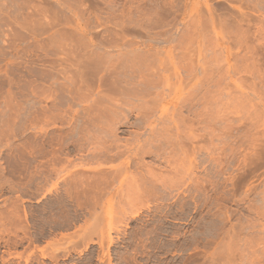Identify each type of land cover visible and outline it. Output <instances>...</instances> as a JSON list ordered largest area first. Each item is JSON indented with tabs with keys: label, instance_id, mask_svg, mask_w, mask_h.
Wrapping results in <instances>:
<instances>
[{
	"label": "rangeland",
	"instance_id": "rangeland-1",
	"mask_svg": "<svg viewBox=\"0 0 264 264\" xmlns=\"http://www.w3.org/2000/svg\"><path fill=\"white\" fill-rule=\"evenodd\" d=\"M156 5L164 9L156 7L164 12H159L161 17L154 13ZM207 7L217 19L210 28L212 24H206ZM234 11L225 0H0V264H264V112L260 111V107L264 111V40L258 33L252 34L263 23L257 26L254 19L256 26L251 30H246L245 24L240 25L242 29L236 28L238 24L235 28L221 24L223 21L216 25ZM145 14L154 18L150 21ZM196 19L197 28L205 29L199 36L194 33ZM235 32L242 34L247 46L237 49L230 44L233 35H238ZM155 48L164 63L157 64L162 66L160 72L155 66L157 59L152 60L158 52ZM226 48L235 56L242 51L235 59L229 53L227 59ZM132 49L138 53L150 49L156 69L149 66L142 67L145 72L138 68L133 72L127 67L128 72L121 67L132 75L127 84L161 74L155 78L159 80L157 87L143 100L132 97L135 92L128 93L134 87L138 90V83L128 84L131 88L122 91L127 86L122 81L128 75L121 73L120 66L137 52ZM251 50L256 65L245 57ZM119 56L121 65L114 69L118 70L115 76L123 75L121 81L112 74L114 70L111 72ZM241 57L253 69L239 72L240 76L236 71L240 64H235L236 69L232 65L236 60L241 62ZM229 69L231 74H225ZM149 70L151 76L147 75ZM204 73L208 75L204 77ZM163 76L165 79H160ZM135 77L137 81L131 80ZM107 78H115L120 87L111 85L116 82L108 86ZM215 78L223 84L219 88L215 82L211 84ZM241 79L247 80L248 87ZM240 80L245 88L239 86ZM252 85L254 89L248 90ZM159 97L165 100L159 103ZM151 99L161 107L153 106V113L144 122L148 123L146 128L144 123L138 124V110L146 101L152 104ZM240 101L249 102L247 108L242 107L244 112L240 111ZM253 110L259 115L262 112L261 120ZM250 112L260 121L256 128ZM187 122L195 127L194 133ZM156 130L161 131L159 135ZM196 133L198 136L193 135ZM164 134L172 135L165 139ZM111 144L116 148L124 144V156L117 148L118 155H112H122L120 159L110 157L115 152L113 147L107 148ZM139 145L144 146L145 153L141 151L135 158L130 152ZM127 157L131 162L128 169L120 164ZM115 170L120 173L118 180L110 178Z\"/></svg>",
	"mask_w": 264,
	"mask_h": 264
},
{
	"label": "bare ground",
	"instance_id": "bare-ground-1",
	"mask_svg": "<svg viewBox=\"0 0 264 264\" xmlns=\"http://www.w3.org/2000/svg\"><path fill=\"white\" fill-rule=\"evenodd\" d=\"M204 1H205V0H204ZM215 1H216V0H215ZM222 1H223V0H222ZM225 1H227V3L230 5V9H234L235 11H234L233 13H228L227 18H224L223 20H222V19H219V21L217 22V24H216V22H215V24L218 25V23L220 24V22L223 21V23H221V24H224V25H225V23H226V24H228V25H231V26H230L231 28H235V27L237 26L236 24H238V26L236 27L237 29H239V28L242 29V27H241L240 25H241V24H242V25L245 24V25L247 26V27L245 26V28H247L246 30L249 29L248 27H251V28L249 29V30H251L252 28H255V27H252V26H256V25H255L256 23H257V26H259L260 23H263L262 26L260 25L258 28L256 27V29H255L254 31L252 30V34H256V35H257V33H258L259 36L261 37V39L264 40V30H263V28H264V0H225ZM234 2H236V4H235ZM206 3H207V2H206ZM233 3H234V4H233ZM204 4H205V2H204ZM157 5H159V3H158ZM157 5L155 6V10H156V11H155L154 9H153V10H154V13L156 12V13L159 15V16H158L157 14H155L157 17H161V14H160V13L163 14L164 12H160V10H159V9H156V7H157V8H162L163 6H162V4H161L162 7H161V6L159 7V6H157ZM205 5H206V4H205ZM205 5H204V6H205ZM226 5H227V4H226ZM243 5H244V6H243ZM205 7H206V6H205ZM208 7H209V5H208ZM208 7H207V9H205L206 12H208V13H207V16H206V17H208V18L206 19V21H207L206 24H207V23H208V24H212V23H214L213 21H215V20H217V19H214L213 12H211V10H209L210 8L208 9ZM228 7H229V6H228ZM231 7H232V8H231ZM244 7L247 8V9H245ZM163 8H164V7H163ZM163 8H162V10L164 11ZM201 8H202V7H201ZM220 8H221V7H220ZM153 10H150V11H149L150 13L147 11V12L150 14V17H151V12H152V14H153ZM157 10H159V11H157ZM207 10H208V11H207ZM222 10H223V9H222ZM224 10H225V9H224ZM244 10H246V11H244ZM220 11H221V10H220ZM236 11H237V12H236ZM147 12H145V13H147ZM159 12H160V13H159ZM230 12H231V11H230ZM235 12H236V13H235ZM215 13H216V12H214V14H215ZM221 13H224V14H222V15H225V14H226L225 11H224V12H221ZM221 13H219V14H221ZM143 14H144V13H143ZM143 14H140V15H143ZM216 14H217V13H216ZM146 15H147V18H149L148 14H145V16H146ZM153 16H154V15H152V18H154ZM199 16H200V15H199ZM199 16H198V18H199ZM202 16H203V15L201 14V17H202ZM193 17H194V16H193ZM206 17H203V18L205 19ZM152 18H151V19H152ZM189 18H190V17H189ZM203 18H202L201 21L205 24V22L203 21V20H204ZM258 18H259V19L261 18V21H262V22H261ZM144 19H146V17H145ZM149 19H150V18H149ZM151 19H150V21H151ZM192 19H193V18H192ZM254 19H255V20L257 19L258 22L255 23ZM147 20H148V19H147ZM194 20H195V19H194ZM194 20H193V21H194ZM198 20H199V19H198ZM138 21H139V20H138ZM138 21H137V24H138ZM150 21H149V24H150ZM208 21H210V23H209ZM140 22L142 23V20H140L139 23H140ZM196 22H197V19H196ZM224 22H225V23H224ZM259 22H260V23H259ZM146 23H147V22H146ZM146 23H144V24H146ZM193 23H195V22H193ZM144 24H143V25H144ZM147 24H148V23H147ZM149 24H148V25H149ZM195 24H196V23H195ZM195 24H193V25H195ZM200 24H201V23H200ZM206 24H205V25L201 24V26L203 25L202 27H204V26H206ZM258 24H259V25H258ZM138 25H139V24H138ZM141 25H142V24H141ZM143 25H142V26H143ZM148 25H146V26H148ZM213 25H214V24L210 25L208 28H210V27H214ZM228 25H227V26H228ZM235 25H236V26H235ZM207 26H208V25H207ZM218 26H220V25H218ZM222 26H223V25H222ZM234 26H235V27H234ZM239 26H240V27H239ZM195 27H196V28H195V30H194V31H195L194 33H195L196 36L201 35V31L204 32V30H205L204 28H203L204 30H203L202 28H201V29H200V28H197V27H198V22H197V25H195ZM238 27H239V28H238ZM141 28H142V27H141ZM143 28H144V27H143ZM145 28H146V27H145ZM145 28H144V29H145ZM206 28H207V27H206ZM220 28H222V27H220ZM137 29H138V28H137ZM190 29H191V28H190ZM211 29L214 30V28H211ZM237 29H236V30L233 29V30H234V31H237ZM146 30H147V29H146ZM221 30H222V29H221ZM224 30H225V29H224ZM233 30H232V31H233ZM139 31H140V30H139ZM148 31H149V30H148ZM164 31H165V30H164ZM187 31H188V30H187ZM207 31H208V30H207ZM183 32H185V31H183ZM192 32H193V31H192ZM192 32H191V34H193ZM209 32H210V31H209ZM221 32H222V31H221ZM238 32H239V33H242L241 31H238ZM245 32H246V31H245ZM247 32H249V31H247ZM247 32H246V33H247ZM157 33H159V32H157ZM157 33H156V37H158V36H157V35H158ZM160 33H161V32H160ZM160 33H159V35H160ZM167 33H168V32H167ZM167 33H166V31H165V34H166V35L164 34V32H163V35L167 36ZM172 33H173V32H172ZM187 33H188V32H187ZM199 33H200V34H199ZM222 33H223V32H222ZM227 33H229V31H228ZM236 33H237V32H235L234 34H236ZM147 34H149V33H147ZM178 34H179V33H178ZM191 34L189 33V35H191ZM216 34H217V33H216ZM237 34H238V33H237ZM249 34H251V33H249ZM260 34H261V35H260ZM181 35H182V32H181ZM186 35H187V34H184V36H186ZM231 35H232V33H231ZM239 35H240V36H239ZM241 35H242V34H238L237 36H236V35H233V37H234V39H232L233 42H232V41L230 42V44H234L233 46L237 47V49H240L241 47H243V45H245V44L247 43L244 39H242ZM245 35H246V34H245ZM247 35H248V33H247ZM161 36H162V33H161ZM202 36H203V35H202ZM212 36H213V35H211V37H212ZM215 36H216V35H215ZM224 36H225V33H224ZM259 36L257 37V41H259V40H258V39H259ZM150 37H151V36H150ZM152 37H153V36H152ZM156 37H154V39H155ZM168 37H169V36H168ZM168 37H167V39L170 40V38H168ZM158 38H159V37H158ZM186 38H187V36H186ZM186 38H185V39H186ZM189 38H192V39H193V36H192V37L189 36ZM189 38H188V39H189ZM196 38H197V37H196ZM231 38H232V36H231ZM252 38H253V37H252ZM255 38H256V37H255ZM167 39L165 38V42H166V41L168 42ZM172 39H174V38L172 37ZM176 39H178V37H177ZM179 39L181 40L182 38H179ZM185 39L183 38V40H185ZM188 39L185 40V41H188ZM216 39H217V38H216ZM156 40H157V39H156ZM180 40H179V41H180ZM183 40H181V41H183ZM220 40H221V39H220ZM176 41H177V40H176ZM179 41H178L177 43H179ZM181 41H180V42H181ZM223 41H224V40H223ZM151 42H152V41H151ZM169 42H170V41H169ZM174 42H175V41H173V44H174ZM194 42H195V41H194ZM261 42H262V46H263L264 42H263V41H261ZM126 43H127V42H126ZM135 43H136V42H134V43L132 42V44H135ZM143 43H144V42H143ZM181 43H182V42H181ZM225 43H226V42H225ZM225 43H224V44H225ZM123 44H124V43H123ZM123 44H122V45H123ZM130 44H131V43H130ZM132 44H131V45H132ZM137 44H139V43L137 42ZM144 44H146V43H144ZM147 44H149V43H147ZM147 44H146V45H147ZM154 44H155V43H154ZM156 44H157V43H156ZM168 44H169V43H168ZM124 45H125V44H124ZM131 45H129V43H128V44H126L125 46L129 47V46H131ZM135 45H136V44H135ZM135 45H132V46L134 47ZM146 45L143 46V47H144V48L147 47ZM149 45H150V44H149ZM175 45H176V44H175ZM179 45L181 46L182 44H179ZM186 45H187V43H186ZM222 45H223V44H222ZM125 46H124V47H125ZM137 46H138V45H137ZM154 46H155V45H154ZM154 46H153V47H154ZM156 46H158V45H156ZM167 46H168V45H167ZM169 46H170V45H169ZM176 46H177V45H176ZM224 46H225V45H224ZM226 46H227V45H226ZM226 46H225V47H226ZM233 46H231V48H232ZM246 46H247V44H246ZM127 47H125V48L127 49ZM248 47L251 48L249 45H248ZM130 48H131V47H130ZM135 48H137V47H134V49H135ZM138 48H139V47H138ZM149 48H150V47H149ZM157 48H158V47H157ZM166 48H167V47H166ZM227 48H228V47H227ZM227 48H226L225 51H226V58L228 59V58H229V53H230V51H229ZM231 48H229V49H231ZM150 49H151V48H150ZM150 49H149V50H150ZM152 49H153V48H152ZM155 49H156V48H155ZM180 49H181V48H180ZM180 49H179V50H180ZM182 49H183V48H182ZM224 49H225V48H223V50H224ZM242 49H244V48H242ZM251 49H252V48H251ZM254 49H255V48H254ZM124 50H125V49H124ZM127 50H128V49H127ZM132 50H133V49H132ZM146 50H147V52L149 51L148 49H146ZM146 50H144V52H139V53H138L137 50H136L137 52H136L135 50H133V51H135L137 54H136V53H133V54H136V55H134V56H132L133 54H131V56H130V54H128L130 57H132V58H129V60H127V59H128V56H127V58L125 57V56L127 55V54H126L127 51H126V53H125L126 55H125L124 57L126 58V60H127L129 63L125 60L127 63L124 62V65H121V64H120V63H121L120 61H122L121 57H122L123 54H124V53L122 52L123 54L121 53V55H120L121 57L119 56L121 60L118 59V60H117L118 62L116 61V64L114 63L115 61H112V62L114 63L113 69H112V71H111V72H113V70H114V72H113L112 74H114V76H115V73L118 74V73H117L118 70H119L118 65H121V66H120V69H121V70H122L121 67H123V69H124V66H125L126 68L129 67L130 69L133 68V70H132L133 72H135V71H134L135 68L142 69V67H145V68L149 69V66H151L152 68H155V66H156V67L158 66V65H157L158 62H159V64L162 62V65H164V63H163L161 57H159V56H160V55H159L160 53H159V51H158L157 49H156L155 51H158V52H157V54H156V57H155V55H154V58H153V59L151 58V56H152L153 54H150L151 52H150V53H149V52H148V53L145 52ZM175 50H176V49H175ZM216 50H217V49H216ZM219 50H220V49H219ZM231 50L233 51L234 48L231 49ZM235 50H236V49H235ZM244 50H247V49H244ZM139 51H143V49H141V50H139ZM153 51H154V50H153ZM153 51H152V52H153ZM162 51H163V50H162ZM232 51H231V52H232ZM237 51H238V50H236L235 52H237ZM241 51H242V50H241ZM241 51L239 50V51H238V54H239V52H241ZM252 51H253V50H251L250 53H249L250 56H249V55L246 56V55H247L246 53H248L247 51H246V53H245L246 55L242 53V56L245 55V57H248V58H247L248 61H247V60H243L244 57H243V58L241 57V59H242L244 62H243L242 60L239 59L242 63H241V62H237V60H236V62H235L234 64L232 63V64L235 66V67H234V66L232 65V67L235 68V69H236V65H237V63L240 64V66L238 67V69H236V71H237L238 73L241 72V71H242V72L249 71V69H250L251 67H252L251 69H253V66L251 65V64H252L251 62L253 61V65L255 64V63H254V60H255V62H256V59H254V57H255L256 55H255ZM128 52H130V51H128ZM160 52H161V50H160ZM214 52H215V51H214ZM214 52H213V54H214ZM217 52H218V51H217ZM220 52H221V51H220ZM130 53H131V52H130ZM141 53H144L145 55H144V54L142 55ZM158 53H159V54H158ZM163 53H164V52H163ZM222 53H224V52H222ZM232 53H233V52H232ZM232 53H230V54L232 55ZM262 53H263V52H262ZM146 54H147V55L150 54V55L148 56V57H150V59H148V57H147ZM154 54H155V53H154ZM184 54H185V53H184ZM220 54H221V53H220ZM236 54H237V53H236ZM238 54H237V56H238ZM157 55H158V56H157ZM191 55H192V54H191ZM215 55L217 56V54H215ZM224 55H225V53H224ZM233 55H234V56H232V57L235 59L237 56H235L234 53H233ZM254 55H255V56H254ZM180 56H181V55H180ZM185 56H186V55H185ZM185 56H184V57H185ZM213 56H214V55H213ZM222 56H223V55H222ZM239 56H240V54H239ZM175 57H176V56H175ZM177 57H178V56H177ZM177 57H176V58H177ZM189 57H190V54H189ZM189 57H188V59H189ZM218 57H219V55H218ZM224 57H225V56H224ZM224 57H223V58H224ZM155 58H156L157 60H156ZM167 58H168V57H167ZM167 58H166V59H167ZM179 58H180V57H178L177 59L179 60ZM226 58H225V61L227 60ZM151 59H152V60L155 59V60L157 61V63L154 62V61H152ZM164 59H165V58H164ZM181 59L183 60V58H181ZM194 59H195V58H194ZM219 59H220V58H219ZM234 59H233V60H234ZM244 59H245V58H244ZM251 59H252V60H251ZM257 59H258V58H257ZM113 60H115V59H113ZM123 60H124V58H123ZM147 60H148V61H147ZM150 60H151V61H150ZM167 60H168V59H167ZM223 60H224V59H223ZM230 60H231V59H230ZM230 60H229V61H230ZM239 60H238V61H239ZM249 60H250L251 62H250ZM146 61H147L149 64H148V63H145ZM149 61H150V62H153V63L150 64ZM165 61H166V60H165ZM184 61H186V60L184 59L183 62H184ZM190 61H191V60H190ZM234 61H235V60H234ZM245 61L251 63V64H250L251 66H249V65L247 64V62H245ZM258 61H259V60H258ZM119 62H120V63H119ZM177 62H178V61H177ZM180 62H181V61H180ZM211 62H212V59H211ZM223 62H224V61H223ZM227 62H228V60H227ZM118 63H119V64H118ZM155 63H156V65H155ZM167 63H169V62H167ZM187 63H189V62H187ZM191 63H193V62H191ZM191 63H190V64H191ZM209 63H210V62H209ZM117 64H118V65H117ZM122 64H123V63H122ZM125 64H126V65H125ZM169 64H170V63H169ZM169 64H168V65H169ZM178 64H180V63H178ZM213 64H214V63H213ZM230 64H231V63L229 62V66H231ZM235 64H236V65H235ZM116 65H117V67H115ZM154 65H155V66H154ZM180 65H181V64H180ZM185 65H186V64H185ZM188 65H189V64H188ZM188 65H187V66H188ZM191 65H192V64H191ZM209 65H210V64H209ZM211 65H212V64H211ZM255 65H256V64H255ZM165 66H166V65H165ZM177 66H178V65H177ZM183 66H184V64H183ZM205 66H206V65H205ZM215 66H216V65H215ZM114 67H115V69L118 68V70H115ZM151 67H150V69L152 70ZM159 67H160V69H162V68H161L162 66L159 65V66H158V69H157V70H159L158 72L161 71V70L159 69ZM188 67H189V66H188ZM188 67H186V68L188 69ZM191 67H194V66H191ZM206 67H207V66H206ZM212 67H213V66H212ZM111 68H112V63H111ZM126 68H125V69H126ZM179 68H180V67H179ZM227 68H228V65H227V67H226L225 69H227ZM125 69H124V70H125ZM130 69L127 68L128 72H130ZM138 69H136V71L140 72ZM143 69H144V68H143ZM143 69H142V70H143ZM155 69H156V68H155ZM163 69H164V68H163ZM168 69H169V68H168ZM194 69H195V68H194ZM188 70H189V69H188ZM188 70H186V71H188ZM205 70H206V69H205ZM207 70H208L207 72H209V69H207ZM212 70H213V69H212ZM214 70H215V69H214ZM257 70H258V69H257ZM116 71H117V72H116ZM122 71H123V70H122ZM132 71H131V73H132ZM143 71H144V70H143ZM145 71H146V70H145ZM145 71H144V72H145ZM149 71H150V70H149ZM149 71H147V72H149ZM162 71H164V70H162ZM224 71H225V70H224ZM253 71H254V70H253ZM138 72H137V73H138ZM144 72H143V73H144ZM147 72H146V73H147ZM153 72H154V71H153ZM194 72H196V70H195ZM203 72H204V71H203ZM203 72H202V73H203ZM210 72H211V70H210ZM214 72H215V71H214ZM216 72H217V71H216ZM228 72H230V69H229V71H227V73H225V72H224V73L230 75L231 72H230V73H228ZM232 72H233V71H232ZM119 73H120V72H119ZM121 73L124 75L126 72L124 73V71H123V72H121ZM131 73H129V74L131 75ZM146 73H144V74H146ZM212 73H213V72H212ZM221 73H222V72H221ZM221 73H220V75H222ZM233 73H234V74H233L234 76H235V75L239 76V75L241 74V73H239V75H238V74H235V72H233ZM256 73H257V71H256ZM260 73H261V72H260ZM132 74H133V73H132ZM135 74H136V73H135ZM140 74H142V72H141ZM150 74H153V73L150 71V73L147 74V75L149 76ZM157 74H158V75H157ZM157 74H156V70H155L154 75H157L156 77L158 78V76L161 75V74H160V73H157ZM194 74H195V73H194ZM194 74L192 73V75H194ZM206 74H207V73H206ZM206 74L204 73V77L208 75V74H207V75H206ZM209 74L211 75V73H209ZM213 74H214V73H213ZM213 74H212V75H213ZM218 74H219V73H218ZM250 74H251V73H250ZM123 75H122V77H123ZM126 75H128V74L126 73ZM142 75H143V74H142ZM154 75H152V77H153ZM170 75H171V73H170ZM176 75H177V74H176ZM195 75H196V74H195ZM195 75H194V76H195ZM212 75H211L210 77H212ZM220 75H219V76L217 75V76L220 77ZM229 75H227V77L230 78L231 76H229ZM109 76H110V75H109ZM124 76H125V75H124ZM131 76H132V75H131ZM131 76H129V75H128V77L125 76V78H127V79L124 78L125 80L122 81V82L126 83V81H127V80L129 79V77H131ZM150 76H151V75H150ZM183 76H184V75H183ZM222 76H224V74H223ZM222 76H221V77H222ZM234 76L231 78L232 80L234 79ZM240 76H241V75H240ZM240 76H239V77H240ZM248 76H249V75H248ZM110 77H111V76H110ZM116 77L118 78L119 76L116 75L115 78H116ZM120 77H121V76H120ZM120 77H119V78H120ZM122 77L120 78V80L118 79L117 81H121V80L123 79ZM133 77H134V76H133ZM138 77H140L139 73H138L137 78H138ZM154 77H155V76H154ZM156 77H155V78H156ZM159 77H160V76H159ZM165 77H166V76H165ZM213 77H215V76H213ZM221 77H220V79H221ZM224 77H226V76H224ZM239 77H238V79H240ZM242 77L245 78L243 75H242ZM242 77H241V78H242ZM115 78H113V79H115ZM117 78H116V79H117ZM135 78H136V77H135ZM137 78H136V80L133 79V78H132L131 80L137 81ZM140 78H141V77H140ZM155 78H154V79H148V80L146 79V80H145V79H143V77H142L143 82L141 81V79L138 80V81H140L141 83L135 82L136 84H137V83L139 84V85H137V86H138V90H139V92H138V90H137L135 87H134V88H135V90H136L137 92H136L135 90L133 91L134 88L132 89L131 87H128V84H130V86H131V83H132L133 81H131V83H128V84L126 83L127 86H126V87L124 86V87L122 88V91H126V92H127V90H125V88L128 87V90L131 88V90H132L133 92H132L131 90H129V91H128L129 95H130V94L133 95V93L135 92V95H133V96L131 95V96L134 97L135 99L142 98V100H143V98H144L145 96L148 95L147 93H152V92H153V91L150 92V91H149L150 89H152V88H156V87H157V85H158V83H159V80H158V79H155ZM185 78H186V77H185ZM194 78H195V77H193V79H194ZM255 78H256V77H255ZM107 79H109V81L107 80V81H108V82H107V83H108V86H109V82H116V84L114 83L115 86H114V84L111 83V85H112L113 87H115V88H116L117 84H118V86H119V82L117 83L116 80L113 81V79H111V78H107ZM110 79H111L112 81H111ZM160 79H165V78H164V76H163V77L160 78ZM171 79H172V78H171ZM208 79H210L209 76H208ZM216 79H217V78H215L214 80L211 79V80H213V83H211V84H214V82H215L216 86H215V85H214V86L217 87V88H219V86H220L219 84H222V83L220 82V79H219V80L217 79V81H219V82H217ZM225 79H227V78H225ZM231 79H230V80H231ZM236 79H237V78H236ZM260 79H261V78H260ZM263 79H264V78H263ZM176 80H177V79H176ZM183 80H184V79H183ZM186 80H187V79H186ZM194 80H195V79H194ZM201 80H202V79H201ZM234 80H235V79H234ZM234 80H233V81H234ZM241 80L243 81V80H245V79H241ZM241 80H240V81H241ZM252 80H254V79H252ZM255 80H256V79H255ZM129 81H130V79H129ZM209 81H210V80H209ZM209 81L206 80V82H209ZM221 81H222V79H221ZM236 81H237V80H236ZM242 81H241V85H239L240 82H239V84H236V85H237V88H238V85L241 86V87H244V88H245V86H243V85H244V82H245L246 87H248L249 84H247V82H246L247 80H245L244 82H242ZM260 81H261V80H260ZM127 82H128V81H127ZM183 82H184V81H183ZM183 82H182V83H183ZM187 82H188V81H187ZM190 82H191V80H190ZM190 82H189V84H190ZM199 82H200V81H199ZM201 82H203V81H201ZM201 82H200L199 84H201ZM225 82H226V81H225ZM225 82H224V79H223L224 86L226 85ZM252 82H253V81H252ZM254 82H255V81H254ZM261 82H264V80L261 81ZM135 83H132V84L135 85ZM173 83H174V82H173ZM203 83H204V82H203ZM229 83H230V82H229ZM242 83H243V85H242ZM160 84H161V83H160ZM171 84H172V83H171ZM186 84H187V83H185V85H186ZM193 84H195L194 86H195V88H196V85H197V84H196L195 82H194ZM204 84H205V83H204ZM208 84H209V83H208ZM211 84H210V85H211ZM227 84H228V83H227ZM111 85H110V86H111ZM133 85H132V86H133ZM218 85H219V86H218ZM222 85H223V84H222ZM222 85H221V89H222V87H223ZM228 85H229V84H228ZM232 85H234L233 82H232ZM135 86H136V85H135ZM164 86H165V84H164ZM199 86H200V85H199ZM202 86H203V85H202ZM208 86H209V85H208ZM119 87H120V86H119ZM139 87H140V89H139ZM211 87H212V86H211ZM225 87H226V86H225ZM227 87H229V86H227ZM233 87L235 88V85H234ZM249 87H250V86H249ZM252 87H253V88H250V89L247 88V89H248V90H252V89H254V86H253V85H252ZM117 88H118V87H117ZM223 88H224V87H223ZM237 88H236V91L239 93L241 90L239 91ZM239 88H240V87H239ZM207 89H208V88H207ZM209 89H211V88H209ZM109 90H110V89H109ZM158 90H159V89H157V91H158ZM196 90H197V89H196ZM218 90H219V89H218ZM242 90H243V88H242ZM256 90H257V91H260V90L257 89V87H256ZM122 91L120 90V93H121ZM130 91H131L132 93H130ZM148 91H149V92H148ZM163 91H164V90H163ZM172 91H173V90H172ZM206 91H207V90H206ZM210 91H211V90H210ZM221 91H222V90H221ZM112 92H113V91H112ZM126 92H124V93L126 94ZM213 92H214V91H213ZM262 92H263V93H262ZM114 93H115V92H114ZM118 93H119V92H118ZM118 93H117V94H118ZM124 93H123V94H124ZM128 93H127V94H128ZM159 93H160V91H159ZM217 93H218V92H217ZM220 93H221V92H220ZM220 93H219V94H220ZM241 93H243V91H241ZM245 93H246V92H245ZM261 93L264 95V88L262 89ZM123 94H122V95H123ZM146 94H147V95H146ZM154 94H155V90H154ZM162 94H163V93H162ZM168 94H169V93H168ZM170 94H171V93H170ZM207 94H208V93H207ZM210 94H211V93H210ZM214 94H216V93H214ZM236 94H237V93H236ZM254 94H255V93H254ZM254 94H253V96H254ZM149 95H152V96H153V94H149ZM158 95H159V94H158ZM191 95H193V94H191ZM212 95H213V94H212ZM244 95H246V94H244ZM248 95H249V94H248ZM115 96H116V94H115ZM124 96H125V95H124ZM135 96H136V97L138 96V97L136 98ZM167 96H168V95H167ZM228 96H229V95H228ZM233 96H234V94H233ZM253 96H252V97H253ZM116 97H118V96H116ZM116 97L113 98V99H115V101H117V100H116ZM155 97H156V96H155ZM211 97H212V96H211ZM231 97H232V96H231ZM234 97H235V96H234ZM240 97H241V94H240L239 98H240ZM247 97H249V96H247ZM147 98H148V97H147ZM151 98H152V97H151ZM161 98H162V97H161ZM161 98L159 97L158 99H161ZM194 98H195V97H194ZM194 98H193V99H194ZM228 98H229V97H228ZM242 98H243V97H242ZM242 98H241V99H242ZM119 99H120V98H118V100H119ZM122 99H123V98H122ZM149 99H150V98H149ZM155 99H156V98H155ZM186 99H188V98H186ZM193 99H191V100H193ZM231 99H232V98H231ZM234 99H235V98H234ZM254 99H256V96H254ZM109 100H110V99H109ZM120 100H121V99H120ZM125 100H126V99H125ZM142 100H141V101H142ZM144 100H145V99H144ZM151 100H152V99H151ZM156 100H157V99H156ZM156 100L153 99L152 102H151L152 104H150V101H149V102L146 101V102H144L143 104L141 103V104H142L141 107H140L141 104L139 105L140 108H139L138 112L140 113V117H139L140 119H139L138 124H139V123H140V124H141V123H144L145 121H147V120L149 119V118H148V115H150L151 112L153 113V109H154L153 106H156L155 108H157V109H158L157 106H160V107H161V105H158L157 103L155 104ZM162 100H165V99L162 98L161 100H157V101H159V103H160ZM195 100H196V99H195ZM235 100H236V99H235ZM237 100H238V99H237ZM244 100H245V99H244ZM246 100L249 101L248 99H246ZM246 100H245V101H246ZM257 100H258V99H257ZM115 101H114V102H115ZM122 101H124V100H122ZM128 101H130V100H128ZM131 101H133V100H131ZM131 101H130V102H131ZM153 101H155V102H153ZM207 101H208V100H207ZM209 101H210V100H209ZM209 101H208V102H209ZM241 101H242V100H241ZM241 101H240L239 106L241 105V106H240V107H241V110H240V111H243V110H242V107L247 108V107L249 106V102H248V104H247V103H246L247 101H246L245 103H244V101H243V102H242L243 105H244V106H243L242 103H241ZM258 101H259V100H258ZM109 102H111V101H109ZM125 102H126V101H125ZM136 102H137V101H136ZM147 102H148L150 105H152V107H151L150 105H148ZM204 102H205V101H204ZM231 102H232V101H231ZM237 102H238V101H237ZM251 102H252V101H251ZM89 103H90V102H89ZM95 103H96V102H95ZM102 103H103V102H102ZM209 103H210V102H209ZM92 104H94V102H93ZM112 104H113V103H112ZM246 104H247V105H246ZM253 104L255 105V103H253ZM260 104H263V103H260ZM260 104H259V105H260ZM96 105H97V103H96ZM98 105H100V104L98 103ZM118 105H120V104L118 103ZM125 105H126V104H125ZM134 105H135V102H134V104H133V107H134ZM235 105H236V104H235ZM254 105H252V106H254ZM127 106H128V105H127ZM130 106H131V105H129V107H130ZM239 106H238V107H239ZM245 106H247V107H245ZM255 106H256V105H255ZM87 107H88V106H87ZM91 107H92V105H91ZM91 107H90V108H91ZM113 107H114V106H113ZM180 107H181V106H180ZM182 107H183V106H182ZM236 107H237V105H236ZM240 107H239V109H240ZM257 107H260V106L257 105ZM131 108H132V107H131ZM135 108H136V107H135ZM137 108H138V107H137ZM249 108H250V107H249ZM253 108H254V107H253ZM84 109H85V108H84ZM96 109H97V108H96ZM190 109H191V108H190ZM256 109H257V108H256ZM256 109H255V110H256ZM92 110H93V109H92ZM244 110H245V109H244ZM255 110H253V111L255 112ZM90 111H91V110H90ZM99 111H101V110H99ZM120 111H121V110H120ZM133 111H134V110H133ZM135 111H136V109H135ZM155 111H156V110H155ZM155 111H154V112H155ZM157 111H158V110H157ZM157 111H156V112H157ZM188 111H189V110H188ZM231 111H232V110H231ZM247 111H248V110H247ZM256 111H259V110L257 109ZM260 111L264 112L263 109H261V107H260ZM260 111L258 112L259 114H260ZM92 112H93V111H92ZM131 112H132V111H131ZM136 112H137V111H136ZM136 112H135V113H136ZM138 112H137V113H138ZM176 112H178V109H177ZM179 112H180V111H179ZM193 112H194V111H193ZM238 112H239V111H238ZM243 112H244V111H243ZM262 112H261V115H262ZM103 113H104V112H103ZM139 113H138V114H139ZM197 113H199V112H197ZM200 113H201V112H200ZM208 113H209V112H208ZM210 113H211V111H210ZM234 113H235V112H233V114H234ZM247 113H248V112H247ZM250 113H251V112H250ZM252 113H253V112H252ZM252 113H251V114H252ZM255 113L258 114L257 112H255ZM96 114H97V113H96ZM154 114H155V113H154ZM167 114L169 115L168 112H167ZM176 114H177V113H176ZM211 114H212V113H211ZM240 114H241V113H240ZM243 114H244V113H243ZM243 114H242V115H243ZM248 114H249V113H248ZM259 114H258V115H259ZM263 114H264V113H263ZM123 115H124V113H123ZM151 115H153V114H151ZM178 115H179V114H177V116H178ZM195 115H196V114H195ZM209 115H210V114H209ZM253 115H254V113L252 114V116H253ZM261 115H259V119L261 118ZM89 116H90V115H89ZM137 116H138V115H137ZM153 116H154V115H153ZM196 116H197V115H196ZM246 116H247V115H246ZM252 116H251V117L249 116V118H253V117H254V116H253V117H252ZM122 117H123V116H122ZM180 117H181V116H180ZM200 117H201V116H200ZM213 117H214V116H213ZM151 118H152V117H151ZM254 118H255V117H254ZM254 118H253V119H254ZM262 118H263V117H262ZM114 119H115V118H114ZM135 119H136V118H135ZM159 119H160V118H159ZM176 119H177V118H175V121H176ZM179 119H180V118H179ZM184 119H185V118H184ZM189 119H190V118H189ZM191 119H192V117H191ZM194 119H195V118H194ZM228 119H229V118H228ZM238 119H239V118H238ZM240 119H241V118H240ZM257 119H258V118H257ZM257 119L255 118L254 120H256V121H254V122L252 121V122L254 123L253 126H255V127H253V128H256L257 123L260 122V121H257ZM177 120H178V119H177ZM186 120H187V119H186ZM197 120H198V119H196V121H197ZM231 120H232V119H231ZM260 120H261V119H260ZM134 121H135V120H134ZM179 121H180V120H179ZM189 121H190V120H189ZM189 121H188V122H189ZM243 121H244V120H243ZM113 122H114V121H113ZM116 122H117V121H116ZM150 122H151V121H150ZM177 122H178V121H177ZM188 122H187V124H188ZM226 122H227V121H226ZM127 123H129V122H127ZM172 123H173V121H172ZM178 123H179V122H178ZM178 123H177V124H178ZM255 123H256V124H255ZM138 124H137V126H138ZM144 124H145V123H144ZM183 124H184V123H183ZM192 124H193V123H192ZM225 124H226V123H225ZM243 124H244V123H243ZM243 124H242V125H243ZM245 124H246V123H245ZM108 125H109V124H108ZM146 125H148V123L145 124L144 127H146ZM166 125H167V124H166ZM178 125H179V124H178ZM194 125H195V124H194ZM251 125H252V124H251ZM259 125H260V124H259ZM128 126H129V125H128ZM133 126H136V125H134V123H133ZM172 126H173V124H172ZM185 126H187V125H185ZM185 126H184V128H185ZM188 126H189V124H188ZM196 126H197V125H196ZM226 126H227V125H226ZM226 126H225V127H226ZM243 126H244V125H243ZM110 127H111V126H109V128H110ZM131 127H132V126H131ZM149 127H150V124H149ZM155 127H156V126H155ZM155 127H154V129H155ZM158 127H159V126H158ZM162 127H163V126H162ZM167 127H168V126H167ZM167 127H166V130H168ZM169 127H170V126H169ZM178 127H179V126H178ZM189 127H190V129L193 128V127L191 126V124H190ZM225 127H224V128H225ZM244 127H245V126H244ZM247 127H248V126H247ZM257 127H258V125H257ZM104 128H106V127H104ZM104 128H103V129H104ZM107 128H108V127H107ZM111 128H112V127H111ZM111 128H110L109 131H112ZM140 128H141V127H140ZM146 128H147V127H146ZM164 128H165V127H164ZM171 128H172V127H171ZM174 128H175V126H174L172 129H174ZM180 128H181V127H180ZM187 128H188V127H187ZM226 128H228V127H226ZM101 129H102V128H101ZM150 129H151V128H150ZM158 129H159V128H158ZM160 129H161V128H160ZM172 129H171V131H172ZM178 129H179V128H178ZM193 129H195V127H194ZM193 129H192V131H193ZM104 130H105V129H104ZM196 130H198L197 127H196ZM228 130H229V129H228ZM102 131H103V130H102ZM121 131H122V130H121ZM126 131H127V130H126ZM156 131H157V130H156ZM156 131H155V133H156ZM175 131H176V130H175ZM188 131H189V128H188V130H187L186 132H188ZM190 131H191V130H190ZM222 131L224 132V131H226V130H223V129H222ZM254 131H255V129H254ZM258 131H259V130H257V132H258ZM157 132H158L157 135H159V134H160L159 132H161V131H157ZM211 132H212V131H211ZM226 132H228V131H226ZM244 132H245V131H244ZM110 133H111V132H110ZM162 133H163V131H162ZM167 133H168V131H167ZM171 133H172V132H171ZM193 133H194V131H193ZM249 133H250V132H249ZM251 133H252V132H251ZM258 133H259V132H258ZM150 134H151V133H150ZM174 134H175V133H174ZM224 134H225V133H224ZM226 134H227V133H226ZM245 134H246V133H245ZM245 134H244V136H245ZM255 134H256V133H255ZM151 135H152V134H151ZM166 135H167V134H166ZM166 135L164 134V136H166ZM169 135H172V134H168L167 137H166L165 139H167V138L169 137ZM193 135L198 136L197 133H196V134H193ZM219 135H221V134H219ZM113 136H114V135H113ZM117 136H118V135H117ZM117 136H116V137H117ZM161 136H162V135H161ZM180 136H181V135H180ZM190 136H192V135L189 134V137H190ZM213 136H214V135H213ZM249 136H250V135H249ZM154 137H155V136H154ZM154 137H153V138H154ZM158 137H159V136H158ZM183 137H184V136H183ZM219 137H220V136H219ZM219 137H218V138H219ZM139 138H140V137H139ZM145 138H146V137H145ZM147 138H148V137H147ZM153 138H152V139H153ZM160 138H162V137H160ZM193 138H194V137H192V139H193ZM197 138H198V137H197ZM114 139H115V138H114ZM165 139H164V141H165ZM179 139H180V138H179ZM184 139H185V138H184ZM237 139H238V138H237ZM239 139H240V137H239ZM118 140H120V139H118ZM138 140H139V139H138ZM145 140H146V139H145ZM168 140H169V139H168ZM176 140H177V139H176ZM180 140L183 141L182 138H181ZM186 140H187V138H186ZM116 141H117V140H116ZM143 141H144V140H143ZM170 141H171V139H170ZM102 142H103V141H102ZM136 142H137V141H136ZM145 142H146V141H145ZM115 143H116V142H115ZM148 143H150V142H148ZM154 143H155V142H154ZM158 143H160V142H157V145H158ZM167 143H168V142H167ZM225 143H226V142H225ZM107 144H108V143H107ZM120 144H121V143H119V144H117V145H120ZM124 144H125V142H124ZM124 144H122V145H124ZM127 144H129V141H128ZM150 144H152V143H150ZM175 144H177V142H176ZM114 145L116 146V144H114ZM122 145L119 146L120 148L117 147L118 150H120L121 147H123ZM129 145H130V144H129ZM142 145H143V144H142ZM144 145H145V144H144ZM147 145H148V144H147ZM155 145H156V144H155ZM168 145H169V143H168ZM171 145H172V143H171ZM177 145H179V144H177ZM230 145H231V144H230ZM92 146H93V145H92ZM100 146H101V145H100ZM106 146H107V145H106ZM110 146H111V147H110ZM110 146H107V148L109 147V148L112 150V147H113V149H115V150H114V151H115L114 153H113V152L111 153V151L109 150L110 153H111V156H110V157H112L115 153H116V154L119 153V152H117V150H116L117 148H116L115 146H112V144H111ZM127 146H128V145H127ZM158 146H159V145H158ZM231 146H232V145H231ZM231 146H230V147H231ZM237 146H238V145H237ZM90 147H91V146H90ZM114 147H115V148H114ZM125 147H126V146H125ZM134 147H135V146H134ZM140 147H143V148H140ZM152 147H153V146H152ZM160 147H161V146H160ZM163 147H165V146H163ZM218 147H219V146H218ZM220 147H224V146H220ZM228 147H229V145H228ZM230 147H229V149H230ZM232 147H233V146H232ZM232 147H231V149H232ZM93 148H94V147H93ZM104 148H105V147H104ZM129 148H130V147H129ZM169 148H170V145H169ZM233 148H234V147H233ZM89 149H90V148H89ZM99 149H100V148H99ZM124 149H125V148H124ZM124 149L122 148V149L120 150L121 153H119V154H122V150H124ZM126 149H127V148H126ZM147 149H150V148H147ZM155 149H156V148H155ZM161 149H162V148H161ZM165 149H166V148H165ZM193 149H194V148H193ZM222 149H224V148H222ZM222 149L220 148V150H222ZM227 149H228V148H227ZM231 149H230V150H231ZM234 149H235V148H234ZM100 150H101V149H100ZM128 150H129V149H128ZM128 150L126 151V152H128V155H130V153H131V154H132L131 156H133V157H135V158H138V157H136V156L139 155V154H141V151L144 150V146L139 145L138 147H135V150L133 149L134 151L131 150L132 152H130V153H129ZM145 150H146V148H145ZM151 150H152V149H151ZM153 150H154V149H153ZM153 150H152V151H153ZM167 150H168V149H167ZM167 150H166V153L169 152V151H167ZM172 150H173V149H172ZM98 151H99V150H98ZM105 151L108 152L107 150H105ZM148 151H149V150H147V153L150 152V151H149V152H148ZM155 151H156V150H155ZM161 151H163V150H161ZM233 151H234V150H233ZM106 152H105V153H106ZM223 152H224V151H223ZM63 153H64V152H63ZM105 153H104V154H105ZM110 153H109V155H110ZM124 153H125V152H123V154H124ZM144 153H145V151H143V154H144ZM147 153H146V154H147ZM150 153H151V152H150ZM152 153H153V152H152ZM154 153H155V152H154ZM161 153H162V152H161ZM227 153H228V152H227ZM230 153H231V152H230ZM232 153H233V152H232ZM112 154H113V155H112ZM116 154H115V155H116ZM123 154H122V155H123ZM143 154H142V155H143ZM156 154H157V153H156ZM219 154H220V153H219ZM221 154H222V153H221ZM96 155H98V154H96ZM107 155H108V153H107ZM117 155H118V154H117ZM117 155H116V156H117ZM122 155H120V156H122ZM126 155H127V153H126ZM126 155H125V156H126ZM167 155H168V153H167ZM94 156H95V155H94ZM99 156H100V157H99ZM99 156H98V157L101 158V155H99ZM102 156H103V154H102ZM116 156H113V159H114V157H116ZM120 156H118V157H116V158L120 159ZM123 156H124V155H123ZM139 156H140V155H139ZM172 156H173V155H172ZM81 157H82V156H81ZM103 157L107 158V157H106V154H105V156H103ZM108 157H109V156H108ZM110 157H109L108 159H110ZM129 157H130V156H129ZM129 157H127V159L124 158V159H125V162H124V161H123V162L120 161V164L122 163V164H123L122 166L125 165V166H124L125 168H127V167L130 165V163H131V162L129 161V159L131 158V160H132V157H130V158H129ZM224 157H225V156H224ZM224 157H223V158H224ZM79 158H80V157H79ZM92 158H93V156H92ZM96 158H97V157H96ZM121 158H122V157H121ZM128 158H129V159H128ZM223 158H222V159H223ZM113 159H111V160L113 161ZM217 159H218V158H216V160H217ZM222 159H221L220 161H222ZM241 159H242V158H241ZM251 159H252V158H251ZM70 160H72V159H70ZM96 160H98V158H97ZM111 160H109V161H111ZM140 160H142V159H140ZM140 160H139V161H140ZM218 160H219V159H218ZM218 160H217V162H218ZM92 161H93V160H92ZM107 161H108V160H107ZM107 161H105V162H107ZM139 161H134V162H139ZM245 161H246V160H245ZM251 161H252V160H251ZM100 162H102V158L100 159V161H97V163H99V164H100ZM134 162H133V164H134ZM226 162H227V161H226ZM70 163H71V162H70ZM75 163H76V162H75ZM103 163H104V162H103ZM219 163H220V162H219ZM221 163H222V162H221ZM90 164H91V162H90ZM99 164H98V166H99ZM120 164H119V165H120ZM133 164H131V165H133ZM135 164H136V163H135ZM135 164H134V166L136 167ZM101 165H102V164H101ZM140 165H141V162H140ZM222 165H223V163H222ZM227 165H228V164H227ZM104 166H105V165H104ZM120 166H121V165H120ZM219 166H220V165H219ZM141 167H142V166H141ZM145 167H146V166H145ZM53 168H55V167H53ZM120 168H123V167H119L118 169L120 170ZM142 168H143V167H142ZM123 169H124V168H123ZM127 169H128V168H127ZM241 169H242V168H241ZM52 171H53V170H52ZM55 171H56V169H55ZM80 171H81V169H80ZM82 171H83V170H82ZM121 171H122V170H121ZM123 171H124V170H123ZM125 171H126V170H125ZM102 172H103V170H102ZM115 172H116V170H115ZM117 172H118V171H117ZM117 172H116V173L112 172L110 178H111V179H114V178L117 179V178H118V176L116 177ZM83 173H84V171H83ZM235 173H236V172H235ZM240 173H241V172H240ZM246 173H247V171H246ZM118 174L120 175L119 172H118ZM147 174H148V172H147ZM216 174H217V173H216ZM54 175H55V174H54ZM103 175H104V174H103ZM133 175H134V174H133ZM244 175H245V173H244ZM72 176H73V175H72ZM227 176H228V174H227ZM239 176H240V174H239ZM69 177H70V176H69ZM75 177H76V176H75ZM102 177H103V176H102ZM119 177H120V176H119ZM133 177H134V176H133ZM136 177H137V176H136ZM193 177H194V176H193ZM241 177H242V175H241ZM70 178H71V177H70ZM72 178H73V177H72ZM78 178H80V177H78ZM78 178H77V179H78ZM94 178H95V177H94ZM151 178H152V177H151ZM242 178H243V177H242ZM242 178H241V179H242ZM80 179H81V178H80ZM80 179H79V180H80ZM82 179H83V178H82ZM96 179H97V178H96ZM154 179H155V178H154ZM154 179H153V180H154ZM156 179H157V178H156ZM156 179H155V180H156ZM79 180H78V181H79ZM83 180H85V179H83ZM83 180H82V181H83ZM91 180H92V179H91ZM117 180H118V179H117ZM123 180H124V179H123ZM243 180H244V179H243ZM243 180H242V181H243ZM72 181H74V179H73ZM82 181H81V182H82ZM93 181H94V180H93ZM99 181H100V180H99ZM125 181H126V180H125ZM136 181H137V179H136ZM192 181H194V180H192ZM81 182H80V183H81ZM90 182H91V181H90ZM96 182H97V181H96ZM100 182H102V181H100ZM104 182L108 183L107 180L104 181ZM139 182H140V181H139ZM86 183H87V182H86ZM126 183H127V182H126ZM131 183H132V182H131ZM137 183H138V182H137ZM140 183H141V182H140ZM196 183H197V182H196ZM196 183H195V184H196ZM232 183H233V182H232ZM103 184H104V183H103ZM114 184H115V183H114ZM193 184H194V183H193ZM195 184H194V185H195ZM108 185H109V184H108ZM134 185H135V184H134ZM108 187H110V186H108ZM99 188H100V187H99ZM99 188H98V189H99ZM102 188H103V187H102ZM104 188H105V187H104ZM82 189H83V188H82ZM84 217H85V216H84ZM242 229H243V228H242ZM25 234H26V233H25ZM27 235H28V233H27ZM31 238H32V237H30V239H31ZM25 239H26V238H25ZM27 240H29V238H28ZM30 241H31V240H29V242H30ZM28 244H29V243H28ZM50 256H51V258L53 259V258L55 257V254H51ZM52 256H53V257H52ZM57 256H58V255H57ZM55 258H56V257H55ZM122 259H123V258H122ZM51 261H52V260H51ZM55 261H56V260H55Z\"/></svg>",
	"mask_w": 264,
	"mask_h": 264
}]
</instances>
